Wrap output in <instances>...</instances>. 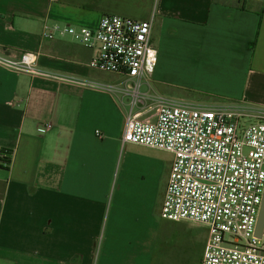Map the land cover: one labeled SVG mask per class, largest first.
<instances>
[{"label": "crops", "instance_id": "crops-1", "mask_svg": "<svg viewBox=\"0 0 264 264\" xmlns=\"http://www.w3.org/2000/svg\"><path fill=\"white\" fill-rule=\"evenodd\" d=\"M84 8L0 0V53L18 59L32 51L43 70L113 84L116 74L89 67L91 49L43 36L46 24L94 26L105 13ZM172 24L189 26L192 42L215 49L216 59L236 51L233 84L213 90L221 98L213 104L264 100V0H157L153 41ZM210 61L213 71L222 66ZM157 73L158 65L152 82ZM128 100L0 67V146L12 151L0 167V264H169L167 229L188 222L161 216L173 159L161 161L157 148L122 147Z\"/></svg>", "mask_w": 264, "mask_h": 264}, {"label": "built area", "instance_id": "built-area-1", "mask_svg": "<svg viewBox=\"0 0 264 264\" xmlns=\"http://www.w3.org/2000/svg\"><path fill=\"white\" fill-rule=\"evenodd\" d=\"M154 22L155 14L137 20L104 13L94 26L45 25L44 38L91 49L89 67L119 75V83L43 70L32 51L18 59L0 53V67L127 97L121 145L173 154L161 216L209 227L200 264H264V232L261 238L255 234L264 192V110L243 103L197 104L156 91L152 80L159 49L153 41ZM11 156V150L0 146V167H8Z\"/></svg>", "mask_w": 264, "mask_h": 264}, {"label": "rangeland", "instance_id": "rangeland-1", "mask_svg": "<svg viewBox=\"0 0 264 264\" xmlns=\"http://www.w3.org/2000/svg\"><path fill=\"white\" fill-rule=\"evenodd\" d=\"M68 1L79 6L85 5L87 13L90 11L105 12L132 18L152 16L155 14L157 5V0ZM81 24L88 25L87 22ZM155 30H157L156 26ZM189 30V26L185 28L182 24L165 25L160 31L158 29L155 38L158 43L160 60L157 79L152 82V85L164 96L183 98L198 104L208 102L213 105V99L220 100L221 98L209 94H213L215 89H225L228 84L231 85L229 82H233V77L229 76V72L234 68L232 62L236 59V51L220 52L216 59L217 51L213 48L206 53L201 51L200 42H192L194 38L189 35ZM210 60H221L222 66L218 64V69L213 71L210 69L212 65ZM213 65L216 67L214 63ZM110 82L114 84L122 80L121 77L111 75ZM246 106L256 111L264 110V100L256 103L249 102ZM157 151L161 161L168 163L173 159L172 153L160 149ZM167 231L169 235L165 243L169 247V264H199L209 227L202 223L188 221L177 223L173 229H167Z\"/></svg>", "mask_w": 264, "mask_h": 264}, {"label": "water", "instance_id": "water-1", "mask_svg": "<svg viewBox=\"0 0 264 264\" xmlns=\"http://www.w3.org/2000/svg\"><path fill=\"white\" fill-rule=\"evenodd\" d=\"M264 232V192L262 197V202L259 208L255 234L257 237L261 238Z\"/></svg>", "mask_w": 264, "mask_h": 264}, {"label": "trees", "instance_id": "trees-1", "mask_svg": "<svg viewBox=\"0 0 264 264\" xmlns=\"http://www.w3.org/2000/svg\"><path fill=\"white\" fill-rule=\"evenodd\" d=\"M142 19H144V17Z\"/></svg>", "mask_w": 264, "mask_h": 264}]
</instances>
